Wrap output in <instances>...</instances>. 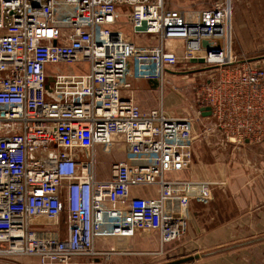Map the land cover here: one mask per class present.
<instances>
[{
    "label": "built area",
    "instance_id": "obj_1",
    "mask_svg": "<svg viewBox=\"0 0 264 264\" xmlns=\"http://www.w3.org/2000/svg\"><path fill=\"white\" fill-rule=\"evenodd\" d=\"M231 20L228 3L0 0V256L73 264L133 253L139 232L161 248L185 232L190 208L226 184L189 168L195 120L222 142L264 143V65L234 52ZM194 70L210 75L191 87L195 116L169 115V76ZM135 79L157 83L156 107L139 106ZM117 142L122 159L97 179L95 147Z\"/></svg>",
    "mask_w": 264,
    "mask_h": 264
},
{
    "label": "rangeland",
    "instance_id": "obj_2",
    "mask_svg": "<svg viewBox=\"0 0 264 264\" xmlns=\"http://www.w3.org/2000/svg\"><path fill=\"white\" fill-rule=\"evenodd\" d=\"M166 1L170 7L183 10H197L201 5L210 7L216 3L230 4L234 52L252 61H260L259 63L264 65V0ZM124 19L125 17H121L119 26L128 33L130 28L123 22ZM76 68V64L60 67L62 71H71ZM209 76V73L204 70H194L186 76H169L173 85L181 87L179 92L171 90L172 84H167L163 88L164 108L167 113L179 116L190 113L195 116L198 102L194 98L191 87H196ZM151 82L153 86L149 87L156 90V99H158V85L154 81ZM187 84H190L189 90H187ZM180 98H183V101ZM259 145L257 143L251 146L243 145L240 151L236 145L222 142L220 135L207 121L196 119L192 132L191 162L192 160L193 162H196L194 160L216 162L221 159L229 160L232 157L230 164L236 167L233 170L234 175H238L241 171L240 176H235L237 180L235 177L231 178V186L226 192L223 188H215L213 200L207 206L196 208L195 216L193 219L190 217L185 232L177 240L169 243L170 245L161 248L156 232H139L140 235H136V242L134 241L133 253L109 254L93 259L80 256L74 260L73 264H157L187 255V253L200 252L264 233V210L253 211L242 203V201L248 202L250 198L252 201L254 199L260 201L264 195L255 191L256 187L264 183V166L259 165V161L264 163V143L260 146L262 159H259L256 154ZM117 148L116 143L110 145L107 150H104L101 145L95 147L94 173L97 179L109 176L110 163L120 154ZM208 172H212L214 175L211 177H215V171L208 170L207 174ZM231 175L233 176L232 173ZM61 216L62 218L66 216V208L62 210ZM239 258L243 262L255 260L257 264H264V241L195 260L189 264H216V261L228 263L231 259H234L235 263ZM0 264H36V262L31 261L30 257L0 256Z\"/></svg>",
    "mask_w": 264,
    "mask_h": 264
},
{
    "label": "crops",
    "instance_id": "obj_3",
    "mask_svg": "<svg viewBox=\"0 0 264 264\" xmlns=\"http://www.w3.org/2000/svg\"><path fill=\"white\" fill-rule=\"evenodd\" d=\"M165 3H166V6L167 7H170L166 0H165ZM206 7H208V6L201 5L200 7H198V9H202V8H206ZM170 8H172V7H170ZM188 10H191V9H188ZM150 85L153 86V82H151L149 80H142V79H135L131 83L132 94L134 95V98H135L136 102L139 104V106L142 109H144V110L150 109V108H154L159 103L158 102V99H156V90L154 88H150L149 87ZM157 97L159 98V94H158ZM180 99H181V101H183L182 100L183 98H180ZM155 100H156V102H155ZM179 104H180V102H179ZM164 107H165V105H164ZM166 113H167V111H166ZM170 113H172V112H170ZM187 114H190V113H187ZM116 144L118 145V148L117 149L119 150L118 153H120V154H118V157L115 160H120L123 157L124 147L125 146H124V144L122 142H117ZM252 144L253 143H245L243 145L251 146ZM261 144H263V143H260V145L258 144L259 145V148H257V151L258 152L256 153L259 156V157L257 156L259 159H262L263 158V156H261V152H262V150L260 149ZM229 145H232V144H229ZM243 145H236V146L239 147L238 149L240 151H242L241 150L242 149L241 147ZM242 153L244 154V152H242ZM231 158L229 160H227V159L217 160L216 162L215 161L214 162H211V161H207V160L206 161H203V160H194L196 162H193V160H192L191 165H190L189 168H190L191 171H194L193 169L195 168L196 173L198 175H200V176H203L204 173L207 174V171L208 170L215 171V176H219V177H221V178H223V179L226 180V184L223 187H220V188L217 187V188L218 189L223 188V191L226 192L227 188L231 186V178L232 177H235V176L238 177V176L241 175V171L238 172V175H234V171L233 170L236 167H233V164L232 163L230 164ZM258 158L254 157L255 160H258L259 161ZM259 165L260 166H264V163H262L261 161H259ZM212 167H214V168H212ZM208 173L211 174L212 172H208ZM231 173L233 174V176L231 175ZM183 175H186L187 176V169L185 170V172L183 173ZM106 178L107 177H105V178L104 177H101V178H98V179L99 180H105ZM235 178H233V179H235ZM235 180H237V178ZM262 184L263 185H259V187H256L255 188V191L256 192H259L260 194H264V183H262ZM240 188H241V186H240ZM248 200H249L248 202L247 201H242V203L245 205V207L247 206L249 209H251L253 211L257 210V212H260V211L264 210V195H263V197H262V199L260 201H256L255 199L252 201V198H250ZM198 206L199 207L200 206L202 207V206H205V205H196V206L191 207L190 208V217H192L191 219H193V217L195 216V213L194 212L196 211V208ZM190 217H189V221H190ZM136 235L139 236L140 234L138 233ZM134 241L136 242V236L134 238ZM170 244H171V242H170ZM170 244L167 243L165 246H168ZM187 254H191V253H187ZM30 259H31V261L34 260L36 262V264H38L37 261H36V259L31 258V257H30ZM233 260L231 259L230 262H228V263H225V262H223V263L219 262L218 263V261H216V264H257V262L255 260H252L250 262H247V261L246 262H243L239 258V259H237V261L235 263L233 262ZM187 264H189V263H187ZM197 264H203V263H197Z\"/></svg>",
    "mask_w": 264,
    "mask_h": 264
},
{
    "label": "water",
    "instance_id": "obj_4",
    "mask_svg": "<svg viewBox=\"0 0 264 264\" xmlns=\"http://www.w3.org/2000/svg\"><path fill=\"white\" fill-rule=\"evenodd\" d=\"M207 43L205 41H203V45H206ZM192 62H202V59H192ZM50 80V79H49ZM201 114L203 116H207L210 114V107L209 106H204L201 108ZM264 241V233L262 234H258L256 236L253 237H249L243 240H239L236 242H232L229 244H225L222 246H218L215 248H211V249H206L200 252H195L192 254H187V255H183L180 256L178 258L175 259H171L162 263H157V264H186V263H190L193 262L195 260H199L205 257H209V256H213V255H217L223 252H227L233 249H237V248H241L244 246H248V245H252L255 243H259V242H263Z\"/></svg>",
    "mask_w": 264,
    "mask_h": 264
}]
</instances>
